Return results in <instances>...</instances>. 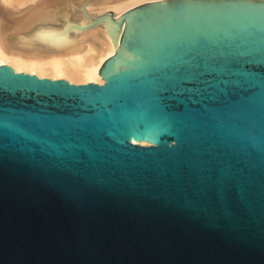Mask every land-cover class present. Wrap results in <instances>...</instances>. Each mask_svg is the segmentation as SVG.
Instances as JSON below:
<instances>
[{"label":"water","instance_id":"obj_1","mask_svg":"<svg viewBox=\"0 0 264 264\" xmlns=\"http://www.w3.org/2000/svg\"><path fill=\"white\" fill-rule=\"evenodd\" d=\"M41 0L30 54L104 22V84L0 66V264H264V0Z\"/></svg>","mask_w":264,"mask_h":264},{"label":"bare ground","instance_id":"obj_2","mask_svg":"<svg viewBox=\"0 0 264 264\" xmlns=\"http://www.w3.org/2000/svg\"><path fill=\"white\" fill-rule=\"evenodd\" d=\"M157 1L159 0H107L99 8V12L112 11L115 15H120ZM40 2L41 0H0V66L9 65L17 72L35 74L41 78L104 84L105 79L99 71L108 59L117 54L105 23L103 28H98L95 24L82 31L78 39L83 40V47L70 52L30 54L6 47L4 39L7 32ZM87 14H90L89 11Z\"/></svg>","mask_w":264,"mask_h":264},{"label":"rangeland","instance_id":"obj_3","mask_svg":"<svg viewBox=\"0 0 264 264\" xmlns=\"http://www.w3.org/2000/svg\"><path fill=\"white\" fill-rule=\"evenodd\" d=\"M159 1H162V0H159ZM103 4H104V2H103V3H100V4L96 5V6H90V7H89L90 9H88L89 13H90L91 15H95V18H97V17H99V16L105 14V13H100V12H99V8H101ZM108 12H110V11H108ZM106 13H107V12H106ZM125 13H126V12H124V13H122V14H125ZM122 14H120V15H115V16H114V19H117V18L121 17ZM97 27H98V28H103V27H104V22L98 23V24H97ZM48 78H49V77H48ZM81 83L85 84V82H80V83H76V84H81ZM87 83H89V82H87ZM104 83H105V82H104Z\"/></svg>","mask_w":264,"mask_h":264}]
</instances>
